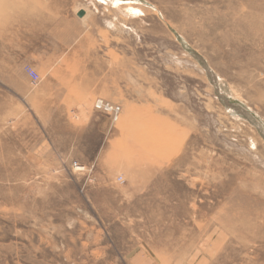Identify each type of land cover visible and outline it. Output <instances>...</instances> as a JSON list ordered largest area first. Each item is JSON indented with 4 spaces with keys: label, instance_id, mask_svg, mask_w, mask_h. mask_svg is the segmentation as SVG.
<instances>
[{
    "label": "rangeland",
    "instance_id": "374dc122",
    "mask_svg": "<svg viewBox=\"0 0 264 264\" xmlns=\"http://www.w3.org/2000/svg\"><path fill=\"white\" fill-rule=\"evenodd\" d=\"M11 5L104 29L127 102L38 118L0 62V264H264V0Z\"/></svg>",
    "mask_w": 264,
    "mask_h": 264
},
{
    "label": "crops",
    "instance_id": "0c3cea01",
    "mask_svg": "<svg viewBox=\"0 0 264 264\" xmlns=\"http://www.w3.org/2000/svg\"><path fill=\"white\" fill-rule=\"evenodd\" d=\"M24 16L11 0H0V62L11 60V69L20 71L29 66L39 75L31 97L32 109L40 112L36 117L72 118L83 129L95 128L96 99L120 107L127 102V74L122 77V67L115 66L112 75L104 29L90 26L85 18L55 23L41 14ZM25 83L11 80V88L25 95Z\"/></svg>",
    "mask_w": 264,
    "mask_h": 264
},
{
    "label": "built area",
    "instance_id": "2783aa9c",
    "mask_svg": "<svg viewBox=\"0 0 264 264\" xmlns=\"http://www.w3.org/2000/svg\"><path fill=\"white\" fill-rule=\"evenodd\" d=\"M24 72L28 77L31 85L36 86L40 82L39 75L31 67L26 66L24 68ZM94 110L96 112L108 116L111 125L116 124L118 122L122 113V109L119 105L106 102L102 99H96L94 103ZM74 165H75V169L80 170L79 168H76L77 167L76 164Z\"/></svg>",
    "mask_w": 264,
    "mask_h": 264
},
{
    "label": "water",
    "instance_id": "95a60500",
    "mask_svg": "<svg viewBox=\"0 0 264 264\" xmlns=\"http://www.w3.org/2000/svg\"><path fill=\"white\" fill-rule=\"evenodd\" d=\"M84 16V12L81 10L77 13L78 18H82Z\"/></svg>",
    "mask_w": 264,
    "mask_h": 264
},
{
    "label": "bare ground",
    "instance_id": "6f19581e",
    "mask_svg": "<svg viewBox=\"0 0 264 264\" xmlns=\"http://www.w3.org/2000/svg\"><path fill=\"white\" fill-rule=\"evenodd\" d=\"M30 82V81H29ZM77 171H79L78 169H77Z\"/></svg>",
    "mask_w": 264,
    "mask_h": 264
}]
</instances>
